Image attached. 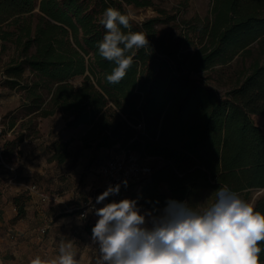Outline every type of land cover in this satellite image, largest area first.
I'll use <instances>...</instances> for the list:
<instances>
[{
  "label": "trees",
  "instance_id": "1",
  "mask_svg": "<svg viewBox=\"0 0 264 264\" xmlns=\"http://www.w3.org/2000/svg\"><path fill=\"white\" fill-rule=\"evenodd\" d=\"M151 5L150 0H0V49L11 43L17 52L3 67L2 85L22 94L20 107L28 117L16 128V112L6 114L0 138L10 132L13 138L4 140L2 155L33 140L36 121L61 115L66 130L86 127L81 136L86 149L118 146L159 161L138 192L129 190L152 215L168 199L189 203L224 185L248 202L260 191L253 206L264 213V135L250 118H264V59L224 95L202 79L205 71L253 46L264 57V0H212L209 18L193 27L200 47L186 54L176 43L164 44L158 17L129 18L130 31L143 33L149 46L136 53L119 83H109L106 76L115 65L97 48L105 35L103 12L111 7L127 15V6ZM76 77L81 81L74 86ZM71 142H51L47 161L63 164ZM259 246L264 264V242Z\"/></svg>",
  "mask_w": 264,
  "mask_h": 264
},
{
  "label": "clouds",
  "instance_id": "2",
  "mask_svg": "<svg viewBox=\"0 0 264 264\" xmlns=\"http://www.w3.org/2000/svg\"><path fill=\"white\" fill-rule=\"evenodd\" d=\"M100 23L105 35L97 42L98 53L115 65L106 79L116 84L149 42L143 33L130 31L129 17L117 9H105ZM119 190V184L109 186L96 202ZM95 215L91 239L98 245L96 264H260L264 213L227 185L202 206L168 199L152 215L141 212L137 200L125 198L95 209ZM58 252L52 264H75L70 242H61ZM33 264L42 262L37 258Z\"/></svg>",
  "mask_w": 264,
  "mask_h": 264
},
{
  "label": "rangeland",
  "instance_id": "3",
  "mask_svg": "<svg viewBox=\"0 0 264 264\" xmlns=\"http://www.w3.org/2000/svg\"><path fill=\"white\" fill-rule=\"evenodd\" d=\"M151 6L135 9L131 6L125 7V11L128 17L136 22H141L145 19L158 17L160 19V24L157 27L158 36L162 38L164 44L169 42L176 43L179 52L184 54L193 52L199 46V41L197 39V32L193 30V27H198L200 22L209 18V13L211 9L212 0H150ZM158 9L162 11V15L154 11ZM0 49V101H3V105L0 104V131L2 130V125H5L8 121L6 114L10 111H15L16 120L15 127L19 128L20 125L26 123L28 117H26L25 112L21 110L20 105L22 104V94L15 91H10L2 85V70L3 67L9 62V60L16 55L14 51V46L11 43L1 44ZM264 57L259 52L256 46L251 47L250 52L244 56L235 57L232 62L227 65H215L211 69L204 72L202 79L205 81L204 85L219 95H224L225 92L237 86V84L243 79L247 74L250 66L255 62L259 61L261 63ZM81 81V77L74 78L71 83L77 86ZM253 123L260 128L264 135V118L260 116L250 117ZM60 119H62L60 115ZM63 120V119H62ZM37 128L40 123V130L38 128V133L34 136L33 140H37V143L43 147L42 152L44 155L49 157V152L47 151L48 145L53 142L50 139L49 133L52 129L61 126V121L55 118H47L43 121H36ZM64 137L70 138L72 142L69 145V156L63 164L53 163L50 166L51 174L61 182L66 176L69 181L66 187H68L70 200L75 199L78 195L84 197L82 200V206H86L93 200H96L97 195L101 194V181L98 176V171L100 167L109 159L115 156H122L126 159L129 157L137 158L140 163L148 165L151 170L159 165V161L156 159L143 158L141 159L138 155L134 153H126L124 150L120 149L118 146L111 150H94L86 149L83 147L81 142V135L86 131V127H81L78 130L69 131L64 129ZM48 131V132H47ZM10 135H4L0 138V158L4 162H15L19 159L17 155L9 154L5 151L2 155L1 148L4 140L12 139ZM59 140V138H57ZM50 177V175H49ZM47 187V195L55 199V201L48 202L49 204H56L60 199L67 197L68 193H63L62 189L58 190L59 184L50 182V180H45L43 182ZM61 187V186H60ZM66 192V191H65ZM132 192H127L126 197L123 199H132ZM260 195V191H253L251 194L250 203H254V200ZM215 199V194L204 191L198 195L195 199H192L188 204L191 207L202 206L205 203H211ZM122 200V197H121ZM105 205V204H104ZM103 207V206H102ZM79 208V207H78ZM77 213V211L75 210ZM143 213H147L141 210ZM78 215V213H77ZM79 217V216H78ZM96 222V221H95ZM88 223V222H87ZM150 226V225H149ZM91 264H96V262H91Z\"/></svg>",
  "mask_w": 264,
  "mask_h": 264
},
{
  "label": "crops",
  "instance_id": "4",
  "mask_svg": "<svg viewBox=\"0 0 264 264\" xmlns=\"http://www.w3.org/2000/svg\"><path fill=\"white\" fill-rule=\"evenodd\" d=\"M55 118L62 123L50 131V139L69 140L63 134L64 121L60 115ZM38 128L42 132L40 123ZM7 135L13 136L11 132ZM42 149L37 140H25L14 153L20 157L15 162L0 158V264H33L37 258L42 264H52L58 260L61 242L72 244L75 264L95 263L98 245L93 244L91 232L96 222L87 223L78 217L75 209L82 205L84 197L77 195L69 199L72 196L66 187L69 179L65 176L61 182L51 174L49 168L54 162L47 161ZM45 180L59 184L61 187L57 189L68 193L67 197L56 204L41 202L38 193L48 190ZM19 208L21 216H18Z\"/></svg>",
  "mask_w": 264,
  "mask_h": 264
},
{
  "label": "built area",
  "instance_id": "5",
  "mask_svg": "<svg viewBox=\"0 0 264 264\" xmlns=\"http://www.w3.org/2000/svg\"><path fill=\"white\" fill-rule=\"evenodd\" d=\"M139 128L140 126H138V129ZM151 173V168L146 164L140 163L137 158L129 157L126 159L122 156H115L109 159L100 167L98 171V176L101 181V191L103 193L109 186H115L119 184L120 190L118 194L109 195L101 203L96 202L97 197L100 194L97 195L95 201L93 200L86 206L75 209L79 218L88 222L97 221L98 217L95 215V209L113 201H120L122 195L129 192L131 187H135L136 192H138L140 186L148 179ZM38 197L41 202L55 201L54 198L44 192L38 193Z\"/></svg>",
  "mask_w": 264,
  "mask_h": 264
}]
</instances>
